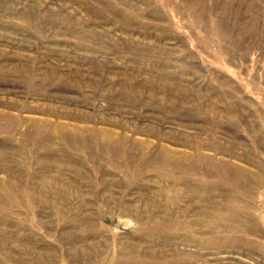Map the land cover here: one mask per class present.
Here are the masks:
<instances>
[{
  "label": "rangeland",
  "instance_id": "obj_1",
  "mask_svg": "<svg viewBox=\"0 0 264 264\" xmlns=\"http://www.w3.org/2000/svg\"><path fill=\"white\" fill-rule=\"evenodd\" d=\"M0 264H264V0H0Z\"/></svg>",
  "mask_w": 264,
  "mask_h": 264
}]
</instances>
